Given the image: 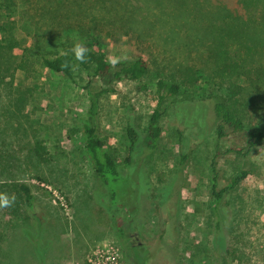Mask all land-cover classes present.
<instances>
[{
  "label": "rangeland",
  "instance_id": "rangeland-1",
  "mask_svg": "<svg viewBox=\"0 0 264 264\" xmlns=\"http://www.w3.org/2000/svg\"><path fill=\"white\" fill-rule=\"evenodd\" d=\"M35 1L0 0V24L5 25L0 39L19 40L15 52L26 48L31 60L29 72L19 69L14 78L0 80V194L16 198L12 207L0 209V264H86L99 248H114L118 264H264V140L251 146L238 132L219 138L213 116L215 96L230 82L244 85V77L208 71L197 84L166 99L161 139L149 150L158 62L207 56L205 44L211 40L191 50L188 42L203 36H159L158 3L148 0H120L125 18L99 8L95 23L108 34L72 33L71 40L103 49L106 58L126 61L141 54L152 63L142 79L115 81L116 91L101 94L92 113V93L106 86L99 77L90 78L93 70L76 67L71 79L47 69L31 50L39 41L38 50L47 55L63 52L59 38L67 36L28 12ZM136 5L142 6L140 14L127 15ZM226 37L231 53H239L243 40ZM260 105L258 98L249 118L264 126ZM85 124L97 128L117 159L123 177L109 185L96 174L85 149ZM128 127L138 133L131 155ZM213 159L217 190L247 171L219 203L213 194ZM21 183L35 195L31 210Z\"/></svg>",
  "mask_w": 264,
  "mask_h": 264
},
{
  "label": "trees",
  "instance_id": "trees-1",
  "mask_svg": "<svg viewBox=\"0 0 264 264\" xmlns=\"http://www.w3.org/2000/svg\"><path fill=\"white\" fill-rule=\"evenodd\" d=\"M73 1L75 2L73 4ZM149 3H158V34L159 36H203L190 40L189 49L202 46L203 39L211 40L205 44L207 56L174 58L163 64L158 62V79L156 81L157 105L152 111L146 135L149 150L159 144L162 135L161 119L164 115L163 103L168 98H175L183 93V88L194 86L209 72L235 74L244 77L245 84L229 83V87L222 94L213 99V116L216 122L217 134L223 138L231 132H238L247 136L251 146L261 145L264 140V126L260 122L251 121L249 111L257 109V99H261V109L264 108V0H148ZM13 4V3H12ZM7 9L12 13L13 8L8 4ZM127 10L128 7L123 6ZM140 5L132 6L127 15L140 14ZM99 8L114 13L116 16H125L122 12L120 0H36L29 4L28 12L39 16L40 21L49 28L67 34L66 40L59 38L65 50L57 51L54 55H47L46 50L39 51L40 42L36 41L37 49H31L41 57L42 64L49 70L61 73L73 79L75 68L93 70L90 78L99 77L106 84L105 87L92 93V113L97 105L98 97L109 91H116L113 83L126 78L128 80L142 79L150 70L152 61L137 55L135 59L119 61L114 67L107 63L106 55L101 48L88 46L86 63L76 60L71 49L75 41L70 37L91 36L100 38L107 35L98 23L96 16ZM33 17V16H32ZM147 17V16H146ZM144 17V19H146ZM15 28V25L12 26ZM0 28L5 25L0 24ZM50 32H52L50 30ZM193 32V35H192ZM142 33H138V36ZM33 36H40L35 33ZM225 38L221 40L219 37ZM235 36L242 39L243 47L232 54L227 43L228 37ZM230 39V38H229ZM242 44V43H241ZM58 45V44H57ZM59 46V45H58ZM249 48H245V47ZM21 43L17 39H0V80L6 77L14 78L15 72L22 69L29 72L31 67L27 49L15 52ZM192 47V48H191ZM201 50V49H200ZM198 50V52H200ZM222 57V58H220ZM154 61V60H153ZM156 64V62L154 61ZM173 63V65H171ZM67 64L68 67L64 65ZM224 77L218 84L224 87ZM146 85L142 87L145 88ZM85 149L93 162L96 174L107 184L119 180L122 176L116 157L105 149L95 126L85 124ZM130 138V155L138 141V133L133 127H128ZM42 146L37 144L35 152L42 158ZM229 151H240L230 149ZM130 155L127 160L130 161ZM213 194L219 203L224 194L230 193L247 176L243 170L234 176L229 184L217 190L219 172L216 160L213 159ZM40 180L45 179L39 177ZM44 181V180H42ZM24 193L26 203L31 209L35 206V195L29 185L19 184Z\"/></svg>",
  "mask_w": 264,
  "mask_h": 264
},
{
  "label": "clouds",
  "instance_id": "clouds-1",
  "mask_svg": "<svg viewBox=\"0 0 264 264\" xmlns=\"http://www.w3.org/2000/svg\"><path fill=\"white\" fill-rule=\"evenodd\" d=\"M88 47L84 42H76L74 43L71 51L74 54L77 61L81 63H86V53L88 52ZM119 62L118 58L109 56L107 57V63H109L110 66L114 67ZM65 67H68L67 64L64 65ZM15 196L13 195L11 198H9L7 195L0 194V209L2 208H10L15 203Z\"/></svg>",
  "mask_w": 264,
  "mask_h": 264
},
{
  "label": "built area",
  "instance_id": "built-area-1",
  "mask_svg": "<svg viewBox=\"0 0 264 264\" xmlns=\"http://www.w3.org/2000/svg\"><path fill=\"white\" fill-rule=\"evenodd\" d=\"M117 256L118 252L114 248H99L88 257L86 264H118Z\"/></svg>",
  "mask_w": 264,
  "mask_h": 264
}]
</instances>
